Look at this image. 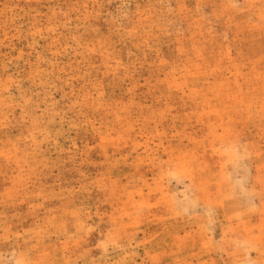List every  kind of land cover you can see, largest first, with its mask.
<instances>
[{
    "label": "rangeland",
    "instance_id": "rangeland-1",
    "mask_svg": "<svg viewBox=\"0 0 264 264\" xmlns=\"http://www.w3.org/2000/svg\"><path fill=\"white\" fill-rule=\"evenodd\" d=\"M0 264H264V0H0Z\"/></svg>",
    "mask_w": 264,
    "mask_h": 264
}]
</instances>
